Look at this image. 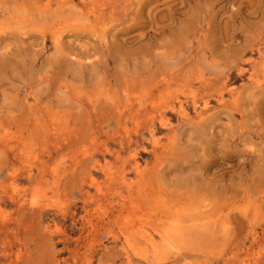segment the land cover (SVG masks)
Wrapping results in <instances>:
<instances>
[{"label":"rangeland","instance_id":"obj_1","mask_svg":"<svg viewBox=\"0 0 264 264\" xmlns=\"http://www.w3.org/2000/svg\"><path fill=\"white\" fill-rule=\"evenodd\" d=\"M0 264H264V0H0Z\"/></svg>","mask_w":264,"mask_h":264},{"label":"bare ground","instance_id":"obj_2","mask_svg":"<svg viewBox=\"0 0 264 264\" xmlns=\"http://www.w3.org/2000/svg\"><path fill=\"white\" fill-rule=\"evenodd\" d=\"M164 243V242H163Z\"/></svg>","mask_w":264,"mask_h":264}]
</instances>
